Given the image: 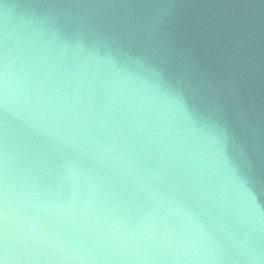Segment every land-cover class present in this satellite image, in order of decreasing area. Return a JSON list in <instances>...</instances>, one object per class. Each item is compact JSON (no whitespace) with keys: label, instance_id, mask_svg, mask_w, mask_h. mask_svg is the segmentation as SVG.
<instances>
[{"label":"water","instance_id":"water-1","mask_svg":"<svg viewBox=\"0 0 264 264\" xmlns=\"http://www.w3.org/2000/svg\"><path fill=\"white\" fill-rule=\"evenodd\" d=\"M0 264H264V0H0Z\"/></svg>","mask_w":264,"mask_h":264}]
</instances>
